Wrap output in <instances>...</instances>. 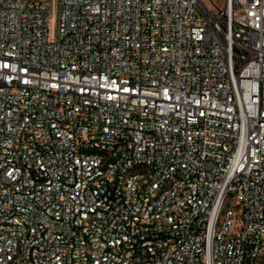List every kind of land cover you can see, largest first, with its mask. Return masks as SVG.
<instances>
[{"label": "built area", "instance_id": "1", "mask_svg": "<svg viewBox=\"0 0 264 264\" xmlns=\"http://www.w3.org/2000/svg\"><path fill=\"white\" fill-rule=\"evenodd\" d=\"M0 264H264V0H0Z\"/></svg>", "mask_w": 264, "mask_h": 264}, {"label": "rangeland", "instance_id": "2", "mask_svg": "<svg viewBox=\"0 0 264 264\" xmlns=\"http://www.w3.org/2000/svg\"><path fill=\"white\" fill-rule=\"evenodd\" d=\"M203 1L208 5L213 4L215 7H222L225 3V0H203ZM49 32H50V37L52 38L56 34V26L52 18L49 21Z\"/></svg>", "mask_w": 264, "mask_h": 264}]
</instances>
